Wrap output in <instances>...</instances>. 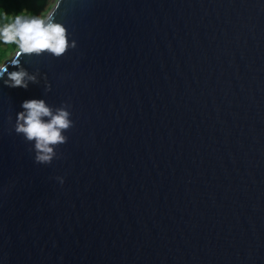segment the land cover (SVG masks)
I'll return each mask as SVG.
<instances>
[{
  "label": "water",
  "instance_id": "95a60500",
  "mask_svg": "<svg viewBox=\"0 0 264 264\" xmlns=\"http://www.w3.org/2000/svg\"><path fill=\"white\" fill-rule=\"evenodd\" d=\"M51 10L76 47L0 70V264H264V0ZM33 98L74 121L50 164Z\"/></svg>",
  "mask_w": 264,
  "mask_h": 264
},
{
  "label": "clouds",
  "instance_id": "9594fccd",
  "mask_svg": "<svg viewBox=\"0 0 264 264\" xmlns=\"http://www.w3.org/2000/svg\"><path fill=\"white\" fill-rule=\"evenodd\" d=\"M58 3L59 0H55L52 7ZM0 42L15 44L18 49L16 57L22 54L48 53L59 58L65 55L69 48L76 47V41L69 39L66 27L55 21L53 10L39 16L17 15L12 22L0 25ZM12 63L19 70L7 73L8 80L5 83L11 87L27 88L28 81H36L35 75L19 67L18 60H13ZM0 70L7 72V67L0 65ZM68 108L67 102L55 108L48 105L44 99L33 98L22 102L23 111L17 114L15 130L33 142L37 162L50 164L57 156L56 148L67 143L68 137L65 133L74 126Z\"/></svg>",
  "mask_w": 264,
  "mask_h": 264
},
{
  "label": "trees",
  "instance_id": "16d2710c",
  "mask_svg": "<svg viewBox=\"0 0 264 264\" xmlns=\"http://www.w3.org/2000/svg\"><path fill=\"white\" fill-rule=\"evenodd\" d=\"M49 0H0V25L12 22L17 15L39 16ZM17 49L15 44L0 42V62L4 55Z\"/></svg>",
  "mask_w": 264,
  "mask_h": 264
},
{
  "label": "rangeland",
  "instance_id": "374dc122",
  "mask_svg": "<svg viewBox=\"0 0 264 264\" xmlns=\"http://www.w3.org/2000/svg\"><path fill=\"white\" fill-rule=\"evenodd\" d=\"M54 3H55V0H49L46 4L45 8L40 12L39 15L43 14L44 12H46L48 10H51L53 8L52 6L54 5ZM17 50L18 49L12 50L8 54L4 55V57L2 59L3 61L0 62V65L4 64L6 61L10 60L15 55Z\"/></svg>",
  "mask_w": 264,
  "mask_h": 264
}]
</instances>
